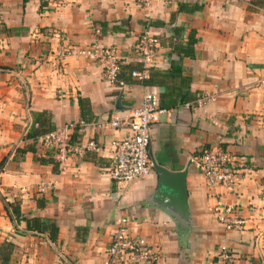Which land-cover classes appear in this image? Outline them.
<instances>
[{
    "label": "crops",
    "instance_id": "1",
    "mask_svg": "<svg viewBox=\"0 0 264 264\" xmlns=\"http://www.w3.org/2000/svg\"><path fill=\"white\" fill-rule=\"evenodd\" d=\"M181 32L173 38L174 29ZM98 31V32H97ZM194 33L192 56L171 52ZM159 40L154 68L181 67L173 80L178 94L205 97L204 105H180L175 98L152 130L150 161L171 171L213 145H220L244 170L232 191L208 186L191 163L186 178L192 231L180 240L168 215L149 205L157 186L153 172L129 184L110 179L115 143L125 126L111 127L116 116L141 102L145 92L159 97V86L125 85L104 79L95 60L68 56L63 47L98 41L112 47L121 64L141 62L142 35ZM122 95L118 111L116 101ZM89 103L83 123L78 99ZM161 106V105H160ZM163 108V107H162ZM51 116L52 131L83 127L71 144L94 141L98 152L71 155L63 164L42 163L53 154L42 140L34 152L19 154L29 121ZM102 127H98V125ZM0 244L11 243L6 264H106L112 234L121 219L128 231L157 249L154 264H221L226 247L234 264H264V0H0ZM43 201L39 207L37 202ZM4 201H18L26 218L51 221L56 241L47 233L14 223ZM230 206L243 219L239 230L226 231L214 208ZM0 264L1 258H0Z\"/></svg>",
    "mask_w": 264,
    "mask_h": 264
},
{
    "label": "built area",
    "instance_id": "2",
    "mask_svg": "<svg viewBox=\"0 0 264 264\" xmlns=\"http://www.w3.org/2000/svg\"><path fill=\"white\" fill-rule=\"evenodd\" d=\"M152 1L141 0L144 8H148ZM159 45L156 37L148 34L142 35L137 45V52L143 69L141 72H133L132 77L137 80L147 78L148 70L154 67ZM68 56L99 62L104 79L114 86L122 85L118 81L119 58L112 47H105L98 41H94L85 47H63L55 52V60L58 61ZM206 101L205 97H200L193 104L186 105L201 106ZM167 113L168 110L160 106L158 95L149 91L143 94L139 105L127 111L125 116H116L106 123L115 128L119 126L127 128V134L115 143L113 163L109 170V176L113 182L129 184L145 180L151 175L149 147L152 130L159 117ZM33 126L34 123L29 121L19 144L27 141L26 136ZM74 129L70 126H63L39 138L53 151L52 156L59 164H63L71 155H82L86 152L100 150L94 141H80L71 144L70 139ZM77 131L81 133L83 127H78ZM190 161L208 186H220L229 191H232L238 184L244 170L243 165L236 162L220 145L210 146L200 156L193 157ZM213 210L218 222L226 231L239 230L243 227L244 221L236 216L233 207L228 206L222 209L217 206ZM107 252L109 257L106 264H154L159 258L157 249L148 244L146 239L130 234L126 219H121L116 225ZM220 259L221 264L235 263L234 256L226 247L221 248Z\"/></svg>",
    "mask_w": 264,
    "mask_h": 264
},
{
    "label": "trees",
    "instance_id": "3",
    "mask_svg": "<svg viewBox=\"0 0 264 264\" xmlns=\"http://www.w3.org/2000/svg\"><path fill=\"white\" fill-rule=\"evenodd\" d=\"M181 29L175 28L173 38L178 39ZM191 37L188 40L187 46L186 45H179L176 41L170 42L169 47L171 52L179 55L180 57L183 56H192L193 45L195 43L194 33L191 32ZM120 63V71L118 74V81L122 83V85H117L118 87H122L125 85L131 84H139L142 86H159L163 88V93L160 94V105L163 108H170L173 106L171 102H168L172 98H175L180 105L185 104H193L197 98L191 97L186 90H182L179 94L177 90L173 88V80L177 77L178 74L181 72V67L178 63L172 62L170 68L168 70H158L154 67L148 70L147 78L142 80H137L132 77L133 72H141L143 67L142 63L138 64H121ZM78 104L80 108L81 119L83 123H87L90 120L89 114L91 111L89 109V103L82 99H78ZM52 121L51 116L47 113H41L34 121V126L29 131L28 135L26 136L27 142H31V144L25 145L22 149H17L19 154H25L26 152H34L33 145L39 140V138L43 137L47 133L52 131ZM78 127L74 129L76 132ZM53 154V151H51ZM42 163L51 162L59 164L55 159L51 160H39ZM2 161L0 163V169L3 165ZM38 206H43V201L39 200L37 202ZM4 209L6 214L14 223H18L19 221H24L26 223V230L34 233H47L48 237L51 241H56L58 228L55 223L51 221L42 220L39 218H26L22 215L20 211V206L18 201L13 202H6L4 201ZM12 244L11 243H2L0 244V258L1 263L6 264L8 259V254L12 251Z\"/></svg>",
    "mask_w": 264,
    "mask_h": 264
},
{
    "label": "water",
    "instance_id": "4",
    "mask_svg": "<svg viewBox=\"0 0 264 264\" xmlns=\"http://www.w3.org/2000/svg\"><path fill=\"white\" fill-rule=\"evenodd\" d=\"M122 95L116 101L118 111ZM191 161L181 171H171L151 160L153 172L157 175V186L149 199V205L166 213L174 222L178 237L186 241L192 231L190 204L187 195L186 178Z\"/></svg>",
    "mask_w": 264,
    "mask_h": 264
}]
</instances>
